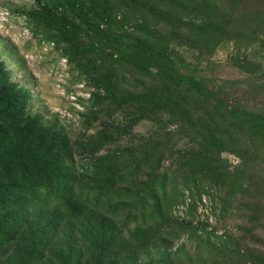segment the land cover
<instances>
[{
    "label": "rangeland",
    "instance_id": "rangeland-1",
    "mask_svg": "<svg viewBox=\"0 0 264 264\" xmlns=\"http://www.w3.org/2000/svg\"><path fill=\"white\" fill-rule=\"evenodd\" d=\"M132 2L0 0V169L10 165L11 170L20 156L33 155L34 148L39 154L49 153L41 148L55 137L57 144L72 148L77 163L85 166L91 162L88 155L102 160L120 155V149L141 147L130 162L135 165L146 158L148 166L135 179L136 186L142 183L140 188H145L158 170L159 175L169 168L178 169L205 151L203 134L206 127L221 126L219 116H212L194 93L157 77L156 72L135 70L121 59L119 46L110 39L147 41L170 29L155 12L157 3ZM83 47L89 51L73 60L66 56L69 50ZM170 48L181 75L203 79L233 108L264 114V37L263 43L250 45L240 39L221 38L192 46L175 40ZM8 90L23 97L21 116L6 111L4 94ZM152 94L182 100L190 117L168 109L154 113L147 105L140 106L138 112L136 107L115 112L114 102L97 101L109 95ZM105 127L111 128L105 132L112 142L98 149L95 141ZM238 132L233 131L231 137L218 135L227 140L226 148L212 158L213 164L227 174V185L205 180L200 187L202 201L196 208L193 199L198 196L185 191V203L173 211L172 219L177 222L171 227L176 234L167 230L148 248L131 250L128 242L138 226L130 218L133 204L78 211L74 217L60 216L59 230L51 225V243L41 262L36 263L40 258L36 256L35 264H152L167 254L171 264H232V256H222L224 250L264 259V142L250 131L244 135ZM118 165L125 168L124 172L115 167L111 177L126 176L131 171L129 163ZM183 178L172 177V182ZM107 180L98 173L87 182L96 189ZM11 187H18L13 178L0 179L1 190ZM208 191L212 196L206 194ZM229 198L233 204L225 209ZM44 220L34 221L42 226ZM32 243L21 237L0 253V264L22 263ZM55 249L62 260L54 257ZM30 260L27 264H34Z\"/></svg>",
    "mask_w": 264,
    "mask_h": 264
},
{
    "label": "trees",
    "instance_id": "trees-1",
    "mask_svg": "<svg viewBox=\"0 0 264 264\" xmlns=\"http://www.w3.org/2000/svg\"><path fill=\"white\" fill-rule=\"evenodd\" d=\"M65 1L74 4L76 0ZM145 1L148 4L157 3L158 8L154 9L155 12L171 27L164 34L159 33V37H148L147 41L141 38L136 40L137 43L125 42L122 38H110L119 46L121 59L141 73L156 72L157 77L169 80L172 85L194 93L198 102L204 105L208 112L213 113L212 116H219L222 121L221 126L206 127L203 134L205 151L198 155L196 160L185 161L178 169L169 168L159 175L158 170L154 173L155 179L145 188L144 186L140 188L142 183L136 186L135 179L141 175L144 167L148 166L145 163L146 158H141L135 165L130 162L136 152L139 153L141 147L136 150L120 149L118 152L120 155L106 156L102 160L88 155L89 159L91 157V162L89 161L85 166L77 163L76 156L71 152L72 148L65 144H57L55 137L41 148L42 152L47 150L49 153L39 154L34 148L33 155L20 156L19 162L15 163L11 170H9L10 165L8 168L3 165L0 169V179L13 178L16 184L18 183V187L0 189V253L12 248L21 237H26L30 243L34 241L31 247L29 245L25 258L20 264H27L30 258V262L35 264L38 255L41 259L38 258L36 263L42 261L51 243L49 228L54 224L59 230L60 216L74 217L78 211L89 209L106 210L118 203L133 204L130 218L135 219L138 225L128 242V248L131 250L148 248L154 240L166 235L167 230L170 234H176L171 227V224L177 222L172 219L173 211L176 206L185 203L184 200L182 201L185 191L190 190L193 196H198L193 199L196 208L202 201L200 187L205 180H212L215 185H227V174L212 161L213 157L226 148L227 140L219 138L218 135L225 134L231 137L233 131L237 133L241 131L242 135L250 131L253 137L264 142V114L233 108L225 102L224 97L208 88L203 79L181 75L179 64L170 48L171 41L175 40L187 41L191 46L202 42L212 43L221 38L225 41L244 40L246 45L254 41L263 43L264 0ZM140 2L142 0H133L132 3ZM164 15L172 17V20H168ZM147 34L152 33L148 31ZM88 51V47L73 48L66 56L73 60ZM97 101L114 102L117 105L115 112L128 107H136L134 110L138 112L147 105L154 113L168 109L177 115L184 114L186 118L191 114V112L187 113L188 109L183 106L182 100L172 99L167 94L161 97L154 94L143 97L109 95L105 98L99 97ZM22 102L23 97L20 94H15L11 90L5 92L4 103L9 114L21 116ZM133 116L135 115L131 118ZM134 120L139 122L140 118ZM105 131L109 132L111 128L105 127L100 131L101 135L95 141L98 149L111 145L112 138ZM119 133L128 134L127 131ZM120 162H126L127 165L129 163L131 166L128 168L131 171L126 176L111 177L110 173L115 167L118 172H124L125 168L118 165ZM158 162L160 163V160ZM7 172L10 174L6 175ZM98 173L106 177L107 182L102 183L101 188H90L87 180L91 177L96 178ZM180 175L184 176L182 180L172 182V177ZM130 187L136 188L137 191ZM235 189L236 187L232 188L230 192ZM206 194L212 196L210 191ZM232 204L233 200L229 198L224 208L228 209ZM41 217L45 219L43 222L46 221L42 226L34 221ZM42 228L43 230H40ZM168 238H171L169 234ZM55 253L57 255L54 257L62 260L57 249ZM222 256H232V264H264V259L256 254H243L241 251L236 253V250H224ZM169 257V254L164 255L152 264H171Z\"/></svg>",
    "mask_w": 264,
    "mask_h": 264
}]
</instances>
